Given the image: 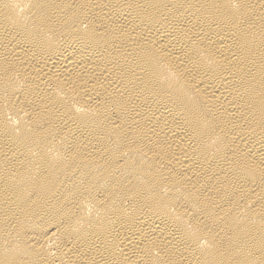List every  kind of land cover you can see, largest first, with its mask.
<instances>
[{
	"label": "bare ground",
	"instance_id": "6f19581e",
	"mask_svg": "<svg viewBox=\"0 0 264 264\" xmlns=\"http://www.w3.org/2000/svg\"><path fill=\"white\" fill-rule=\"evenodd\" d=\"M0 264H264V0H0Z\"/></svg>",
	"mask_w": 264,
	"mask_h": 264
}]
</instances>
